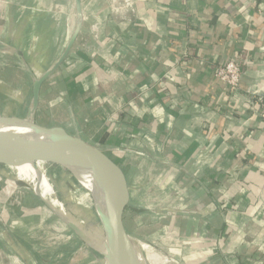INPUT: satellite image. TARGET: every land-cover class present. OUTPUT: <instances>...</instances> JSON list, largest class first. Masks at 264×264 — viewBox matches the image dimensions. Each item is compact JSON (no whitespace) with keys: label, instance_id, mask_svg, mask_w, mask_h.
Here are the masks:
<instances>
[{"label":"crops","instance_id":"obj_1","mask_svg":"<svg viewBox=\"0 0 264 264\" xmlns=\"http://www.w3.org/2000/svg\"><path fill=\"white\" fill-rule=\"evenodd\" d=\"M118 1L81 0L78 28L76 0H0V118L26 119L35 83L48 75L34 122L96 144L123 166L128 232L136 225L153 241L150 227L175 226L166 238L183 241L192 260L205 251L264 264V0H129L125 9ZM231 60L242 66L235 94L215 78ZM22 194L0 187V249L19 264H53L65 249L51 241L49 219L69 212ZM61 224L64 236L74 228ZM40 235L55 245L37 246ZM197 238L206 248H194ZM67 256L56 264L84 262Z\"/></svg>","mask_w":264,"mask_h":264},{"label":"water","instance_id":"obj_2","mask_svg":"<svg viewBox=\"0 0 264 264\" xmlns=\"http://www.w3.org/2000/svg\"><path fill=\"white\" fill-rule=\"evenodd\" d=\"M76 9L79 28L84 20L81 0H76ZM65 56L66 54L60 63ZM47 77L48 75L36 81L34 105L26 119L0 118V127L25 129L29 133L25 137L0 139V165L23 166L35 163L39 166L40 163L54 162L65 166L58 162L57 158L72 154L83 174L70 166L66 168L82 180L84 183L82 185L92 198L96 212L107 224L103 223L106 241V253L103 255L107 264H144L141 260L145 254V245L137 236L136 225H133L128 232L124 222L125 210L133 211V206L131 205V189L123 166L96 144L73 136L63 128H46L34 122L39 90ZM74 154L85 156L86 159L78 158ZM99 180L111 189V198L106 205L98 190Z\"/></svg>","mask_w":264,"mask_h":264},{"label":"rangeland","instance_id":"obj_3","mask_svg":"<svg viewBox=\"0 0 264 264\" xmlns=\"http://www.w3.org/2000/svg\"><path fill=\"white\" fill-rule=\"evenodd\" d=\"M117 3L119 4L117 8L119 7L120 9H125L127 6H130V3L125 2V0L118 1ZM108 142H109V139H108ZM108 155H110V153H108ZM49 163L47 165H44V167L47 168L46 177L53 185L54 190L52 191V195L47 196V199L50 202L52 201L51 203H54V205H55V202L57 203L59 201L60 203H64L66 208L65 206L63 208H57V211L63 212L67 210V212L70 213V214L64 213V215H67V217L70 216V218L68 217L69 220L68 219L59 220L58 216L56 215L53 216L52 220L49 219L50 221L49 225L52 228H54L53 230L55 233L51 241H55L56 246L57 245L63 246L65 249L63 252L64 255H56L53 258V262H54L53 264H56L57 261L60 260V259L55 260L57 257L60 258L62 256L61 258L65 259L66 255H68L67 261H69L70 263L72 260L76 261V259L78 258V259H81V261H84L82 262V264H101V263L107 264V261L103 255V252L106 251L105 243L104 245H101L100 239H99L100 231L98 229V225H100V222L97 220H99L100 217H98V215L96 214V209L94 207L92 198L90 197L87 189L79 182L76 175L73 174L72 171L68 170L65 166L55 164L54 162H51L50 164ZM5 171L9 174V177L5 179L4 181L0 180V183H2V185L0 186L1 188L8 187V185H11L13 187H16L17 191L18 190L23 191L22 195H25V196H29L30 194L33 193V191L37 194L38 193L40 195L42 194L41 192H38L35 189L38 186H40L41 188V184H40L41 181L39 179L40 177H37L35 175V177L33 178V174L25 176V175H22L21 173L16 172L15 170H11V169L9 170L7 168L5 169ZM4 204H5V201L4 202L0 201V223L6 222V219H5L6 210H4L5 208ZM159 212H160L159 210L154 211L152 215L158 216ZM168 212L170 214H167V215L174 216L171 210L170 211L168 210ZM57 215H59V213H57ZM61 217L64 218L63 216ZM170 219L171 217H169L166 221ZM62 220L68 221L71 228L74 227L73 229H70V230H69V227L68 229H65V231H68V230L70 231V234H66L65 236L61 232H58L57 230V229H62L63 227L61 224L63 223ZM84 224H86V226L83 227ZM174 228L175 226H172L170 227L169 230H167V225L165 224L164 225L157 224V225H154L152 228L150 227V230L152 229V231L150 232L153 233L154 236L156 237L154 238L153 241L149 240L150 238L148 240L144 238L140 239L145 245L144 252L147 253L149 251H152L153 253L158 255L162 261H165L164 264H236L238 263L233 257H229L227 254L224 259H221L217 255L213 257L205 256V253H206L205 251L203 253L201 252L203 255V257H201L202 259L193 258L192 260V258L189 257L188 254L184 253L186 244H184L183 241H170L168 240V238H166L165 234H168V233L171 234ZM189 231H190V234L196 233V231L191 230V228H189ZM43 235H45V233H43ZM224 236L225 238L224 237L223 238L221 237V238L224 240H228L230 234L228 235L224 234ZM39 237L40 238H37V240L35 241L37 246L43 245V241L45 240L46 242H48L49 247H53L55 245V244H51L50 238L48 240L46 239L45 236H42V235H40ZM221 238L220 240H222ZM211 239L212 238H210L208 242L209 243V245L207 246L208 249H209L210 244L213 241ZM103 241H105V238L103 239ZM205 241L206 240L199 239L198 241H196L197 243L193 242L194 248H197V247L202 248L201 246L205 247V245L203 244L205 243ZM217 242L218 241L215 242L214 247H217V244H218ZM193 245H189L190 247H192V250L194 249ZM38 248L39 249L37 250L42 249L41 247H38ZM40 252L42 253V251ZM190 252H191V249L189 253ZM4 255H7V256L5 257ZM194 255L195 254H193V256ZM14 259L16 260L15 256L13 255L11 256L10 253L7 254L6 252H4V250L1 251L0 249V264H11L12 262H13L12 264H19L18 261L16 260L15 262ZM251 259L255 261L254 258L251 257ZM41 260L44 261L46 264L49 262V260L47 259L41 258ZM241 260H242V263L240 262ZM241 260L239 261L238 259L239 264H253L248 259H246V257L242 258Z\"/></svg>","mask_w":264,"mask_h":264},{"label":"bare ground","instance_id":"obj_4","mask_svg":"<svg viewBox=\"0 0 264 264\" xmlns=\"http://www.w3.org/2000/svg\"><path fill=\"white\" fill-rule=\"evenodd\" d=\"M28 131L25 129H20V128H6L4 129L3 127H0V139H15V138H20V137H25L28 136ZM75 156L79 157H84L82 155H77L74 154ZM57 161L60 163H63V165H65V167H71V168H75L76 171L80 170L81 173V169L80 166H78L77 160L75 159L74 156H72V154H68V155H64V156H60L57 158ZM51 163V162H50ZM49 163V164H50ZM48 163H40L38 164L39 166H36L37 164H27V165H23V166H8L10 167L11 170H15L18 173H21L22 175L28 176L30 174H33V178L35 177V175L37 177H40V181H41V188L40 186H38L37 188H35L38 192H41L42 195L44 197L47 198L48 195H52V191L54 190L53 185L51 184V182L48 180V178L46 177L47 173H46V167H44V165H47ZM62 168V167H61ZM8 169V168H7ZM68 169V168H67ZM43 171V173H42ZM11 172V171H10ZM41 173V174H40ZM83 174V173H81ZM12 175V174H11ZM9 177V176H8ZM15 177V176H14ZM42 177V178H41ZM77 177V176H76ZM81 177V176H80ZM78 179H80L79 177H77ZM14 180V179H13ZM43 180V181H42ZM81 180V179H80ZM18 181V180H17ZM82 181V180H81ZM77 183V182H76ZM98 190L100 192V196L102 197V200L104 202V205H106L111 198V189L109 188V186H107L106 184L103 183L102 180L98 181ZM31 187V186H30ZM35 190V191H36ZM34 192V191H33ZM54 194V192H53ZM52 202V201H51ZM56 203V202H55ZM54 204V203H53ZM66 214V213H65ZM96 214L98 215V213L96 212ZM74 216V215H73ZM96 216V215H95ZM69 217V216H68ZM98 217H100V215H98ZM100 219L103 221V223L106 224L105 220L102 219L100 217ZM76 221V220H75ZM99 221V220H97ZM79 223V222H78ZM86 225V224H85ZM107 225V224H106ZM99 240V239H98ZM103 241V240H102ZM100 241L101 245H104V243L106 244V241ZM103 253H106L105 251ZM144 264H164L165 261H162L158 255H156L155 253H153L152 251H149L147 253H145L142 257V260Z\"/></svg>","mask_w":264,"mask_h":264},{"label":"built area","instance_id":"obj_5","mask_svg":"<svg viewBox=\"0 0 264 264\" xmlns=\"http://www.w3.org/2000/svg\"><path fill=\"white\" fill-rule=\"evenodd\" d=\"M125 2H129L131 5L129 0H125ZM215 78L235 94L240 90L242 66L238 60H231L217 69ZM247 98L254 99L250 95H247ZM257 105L261 108L260 117L264 121V98H260Z\"/></svg>","mask_w":264,"mask_h":264}]
</instances>
